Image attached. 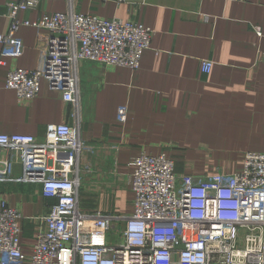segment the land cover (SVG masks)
I'll list each match as a JSON object with an SVG mask.
<instances>
[{
    "label": "crops",
    "instance_id": "0c3cea01",
    "mask_svg": "<svg viewBox=\"0 0 264 264\" xmlns=\"http://www.w3.org/2000/svg\"><path fill=\"white\" fill-rule=\"evenodd\" d=\"M17 1L0 0V33H7L9 5ZM69 10L153 30L137 70L79 64L81 137L101 146L79 160L83 211L131 213L133 160L143 151L166 153L177 173L192 175L234 173L246 152H264V0H40L19 18L35 22ZM41 32L24 25L10 45L0 43L5 61L0 64V134L42 140L48 125L75 122V105L46 80L32 100H19L6 88L10 70L39 65ZM202 60L213 62L209 73L202 72ZM121 106L129 110L125 123L117 120ZM111 143H121L115 156ZM6 156L0 149V158ZM20 170L16 167V174ZM1 199L22 213V242L29 255L38 226L34 218L55 200L43 196L41 184L13 181L0 182Z\"/></svg>",
    "mask_w": 264,
    "mask_h": 264
},
{
    "label": "built area",
    "instance_id": "2783aa9c",
    "mask_svg": "<svg viewBox=\"0 0 264 264\" xmlns=\"http://www.w3.org/2000/svg\"><path fill=\"white\" fill-rule=\"evenodd\" d=\"M39 1L9 5L10 25L7 33H0L1 44L10 45L24 25L42 32L37 40L39 65L10 70L6 88L19 100H32L46 80L77 111L74 123L48 125L42 140L0 134V149L7 152L0 158V182L41 184L43 196L55 200L34 218L38 226L29 255L22 242L21 211L0 200V264H264V152H246L242 168L234 173L192 175L177 173L166 153L143 151L133 160L131 213L81 209L79 160L101 146L81 137L79 64L137 70L151 47L153 30L74 10L44 14L35 22L19 18ZM212 66V61L202 60L201 70L209 73ZM128 114L127 106L119 107L118 122L125 123ZM120 147L111 143L110 154L117 155ZM85 171L89 175V167Z\"/></svg>",
    "mask_w": 264,
    "mask_h": 264
},
{
    "label": "rangeland",
    "instance_id": "374dc122",
    "mask_svg": "<svg viewBox=\"0 0 264 264\" xmlns=\"http://www.w3.org/2000/svg\"><path fill=\"white\" fill-rule=\"evenodd\" d=\"M120 228H122V225H118V226H117V229H120ZM117 229H116V230H117ZM114 234H115V233H114ZM110 237H111L112 240L114 239L115 243L119 241V239H118V238H115L116 236L113 235V234H112V235L110 234Z\"/></svg>",
    "mask_w": 264,
    "mask_h": 264
}]
</instances>
